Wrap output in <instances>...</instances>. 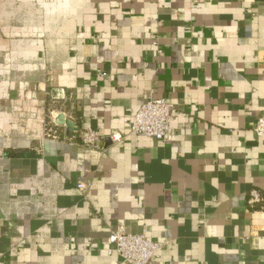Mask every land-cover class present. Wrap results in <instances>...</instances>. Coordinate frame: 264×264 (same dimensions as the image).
<instances>
[{"label": "crops", "instance_id": "1", "mask_svg": "<svg viewBox=\"0 0 264 264\" xmlns=\"http://www.w3.org/2000/svg\"><path fill=\"white\" fill-rule=\"evenodd\" d=\"M151 96L167 142L131 134ZM261 117L264 0H0V264H123L119 225L152 264H264Z\"/></svg>", "mask_w": 264, "mask_h": 264}, {"label": "built area", "instance_id": "2", "mask_svg": "<svg viewBox=\"0 0 264 264\" xmlns=\"http://www.w3.org/2000/svg\"><path fill=\"white\" fill-rule=\"evenodd\" d=\"M176 107L163 98L151 96L145 104L134 113V120L131 126V134L137 136H146L161 142H167L172 122L177 114ZM255 132L264 139V117L256 122ZM126 136L120 133H114L109 136L112 145L120 144ZM45 140L60 141L67 140L61 136L59 127L51 123L45 128ZM77 144H80L87 150L104 152L103 138L99 132L93 129H82L75 138ZM36 152L41 155V147L35 148ZM79 190L85 192L87 184L78 185ZM262 202V196L258 191H253L249 203L254 206ZM110 248L109 254H117L123 264H152L157 256L161 245L152 240L147 232L132 234L129 233L125 226L119 225L113 229L109 236Z\"/></svg>", "mask_w": 264, "mask_h": 264}, {"label": "water", "instance_id": "3", "mask_svg": "<svg viewBox=\"0 0 264 264\" xmlns=\"http://www.w3.org/2000/svg\"><path fill=\"white\" fill-rule=\"evenodd\" d=\"M58 124H61V125H66L69 130L71 131V129H73V124L72 122L68 121V120H65L64 116H60L59 119H58Z\"/></svg>", "mask_w": 264, "mask_h": 264}]
</instances>
